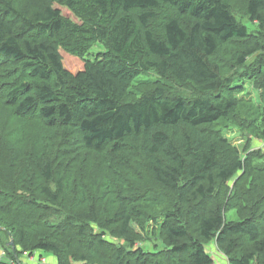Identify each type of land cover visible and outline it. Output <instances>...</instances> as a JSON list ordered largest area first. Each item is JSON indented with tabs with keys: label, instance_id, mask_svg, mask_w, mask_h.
Here are the masks:
<instances>
[{
	"label": "trees",
	"instance_id": "1",
	"mask_svg": "<svg viewBox=\"0 0 264 264\" xmlns=\"http://www.w3.org/2000/svg\"><path fill=\"white\" fill-rule=\"evenodd\" d=\"M240 4L0 0L10 257L264 264V0Z\"/></svg>",
	"mask_w": 264,
	"mask_h": 264
},
{
	"label": "rangeland",
	"instance_id": "2",
	"mask_svg": "<svg viewBox=\"0 0 264 264\" xmlns=\"http://www.w3.org/2000/svg\"><path fill=\"white\" fill-rule=\"evenodd\" d=\"M235 1V3L237 4V8L238 7H240V3H241V0H234ZM247 23V25L248 26H250V27H252L253 26V24H251V22H249V21H247L246 22ZM102 49V46H96L93 50H92V52H91V54H90V58H95V56H96V54L99 52V50H101ZM61 53H62V57H63V63H64V65H65V67L67 68V69H69L70 71H72L73 73H77L78 71H80V70H82L83 68H84V66H85V60H83V59H81V58H79V57H77V56H75V55H73V54H71V53H69V52H67L66 50H64V49H61ZM254 95L256 96V97H258V91L257 90H254ZM230 137H232V139H234V140H238L239 138H241V133L238 131V130H235L234 132H230ZM238 143H239V140L237 141ZM228 218H230V219H237L238 218V215H237V212H236V210L235 209H232V210H230L229 211V213H228ZM2 229V228H1ZM2 239L4 240V241H8V237L6 236V235H4V233L2 232ZM12 240L10 239V241H9V243H8V246H11L10 245V242H11ZM147 244H148V241L146 242ZM157 243H158V247L159 248H163V243L161 242V241H157ZM3 248H5L2 244H0ZM145 246H146V244H145ZM6 249V248H5ZM7 252V257H8V259H7V261L6 262H3V263H10V264H18V262L19 261H21L23 264H28V263H25L24 261H27V259H30V261H34L33 259H31V258H28V257H26V256H23V255H20L19 257H17V259H15V258H12V257H10L9 256V254H8V251H6ZM45 255H47V254H45ZM6 259V258H5ZM36 261H40V263H38V264H45L44 263V260L38 255V257H36V259H35ZM43 261V262H42ZM3 263H0V264H3ZM31 264H36V262L35 263H31Z\"/></svg>",
	"mask_w": 264,
	"mask_h": 264
},
{
	"label": "crops",
	"instance_id": "3",
	"mask_svg": "<svg viewBox=\"0 0 264 264\" xmlns=\"http://www.w3.org/2000/svg\"><path fill=\"white\" fill-rule=\"evenodd\" d=\"M262 146H264V142L262 144ZM215 244H212L211 246H209V248L211 249L212 253L215 255L216 260H217V264H229L227 262V258L223 255H221V253H219V251L216 249V246H214ZM39 253L37 255H35L34 257V261H30V259H27V261H24L25 263L31 264V263H35L38 264L40 263V261H36V257H38ZM23 256H26L23 254ZM27 257V256H26ZM42 259L44 260L45 264H57V260L54 256L52 255H43ZM43 262V261H42Z\"/></svg>",
	"mask_w": 264,
	"mask_h": 264
},
{
	"label": "built area",
	"instance_id": "4",
	"mask_svg": "<svg viewBox=\"0 0 264 264\" xmlns=\"http://www.w3.org/2000/svg\"><path fill=\"white\" fill-rule=\"evenodd\" d=\"M35 257V255L33 257H31V259H33ZM6 258V259H5ZM29 258V257H28ZM42 258V257H41ZM8 259L7 257V252H6V249L3 248L1 245H0V263H3V262H6Z\"/></svg>",
	"mask_w": 264,
	"mask_h": 264
},
{
	"label": "water",
	"instance_id": "5",
	"mask_svg": "<svg viewBox=\"0 0 264 264\" xmlns=\"http://www.w3.org/2000/svg\"><path fill=\"white\" fill-rule=\"evenodd\" d=\"M10 245L15 249L13 241L10 242Z\"/></svg>",
	"mask_w": 264,
	"mask_h": 264
}]
</instances>
